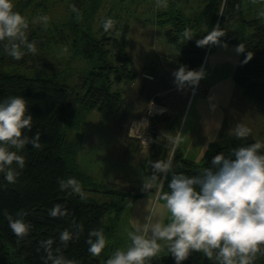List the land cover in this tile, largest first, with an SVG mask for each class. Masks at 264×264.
<instances>
[{
	"label": "rangeland",
	"instance_id": "rangeland-1",
	"mask_svg": "<svg viewBox=\"0 0 264 264\" xmlns=\"http://www.w3.org/2000/svg\"><path fill=\"white\" fill-rule=\"evenodd\" d=\"M18 1L13 0L14 10L28 19L29 27L54 34L56 29L69 33L70 0H31L22 7ZM40 1H45L43 7L37 6ZM205 2L167 0L168 7L162 9L156 7V0H105L92 24L96 31L105 18H113L117 23L112 31L118 36L120 24L126 21V53L137 71L131 82L99 83L101 88L121 93L120 111L112 114L84 111L67 130V138L77 144L78 166L97 184L98 191L88 190L86 195L97 202L115 205L105 216L103 232L108 244L95 257L101 263L117 249L130 245L127 231L132 230L137 220L143 222L147 210L156 207L166 216L162 201L156 199L158 189L143 190V182L152 174L153 161L171 159L173 165H181L182 161L189 160L201 166L211 144L225 135L236 137L230 130L238 123L251 130L247 137L264 143V111L242 96L234 80L241 59V51H237L240 45L225 41L213 47L209 45L198 70L204 72L199 84H185L180 89L174 82L173 73L183 66L185 56L166 40L165 31L171 24L158 23V20L174 19L177 14L195 18ZM242 4L246 20L264 19L260 15L264 12L262 0L255 3L242 0ZM43 15L49 17L46 27L40 22L32 23L34 18ZM243 32L250 34L251 30ZM37 54L55 62V69L10 66L5 72L30 78H53L67 83L73 93H84L85 86L81 83L90 64L74 52L70 39L63 42L52 39L44 48H38ZM178 132L183 134V142L175 148L178 156L174 157L175 150L168 137ZM164 191L168 189L164 187ZM166 254H169L167 248L159 255Z\"/></svg>",
	"mask_w": 264,
	"mask_h": 264
},
{
	"label": "trees",
	"instance_id": "trees-1",
	"mask_svg": "<svg viewBox=\"0 0 264 264\" xmlns=\"http://www.w3.org/2000/svg\"><path fill=\"white\" fill-rule=\"evenodd\" d=\"M30 1L20 0L18 6L22 7ZM103 1L70 0L68 34L63 29H56L55 34L32 27L28 29L29 41H36L37 49L44 48L52 39L61 42L70 39L74 52L90 64V70L81 83L85 86L83 94L73 93L67 83L53 78H30L6 73L5 68L10 66L55 69V62L44 55L27 53L26 49L22 59L14 60L5 53L4 42H0V100L11 96L24 97L28 102V113L33 117L32 130L26 134L34 136L37 131L41 133L39 149L27 145L20 150L19 154L25 157V167L20 170L16 182L10 184L0 174V264H44L42 258L45 252L39 242L49 238L54 240L53 248L60 247L62 254L74 264H106L89 253L86 240L90 230L103 231L105 216L115 205L97 202L86 195L88 190L98 191L97 184L78 166L77 144L67 138V130L72 128L74 118L80 117L82 112L112 114L120 111L123 105L121 93L101 88L99 83L131 82L137 76L134 64L126 53V21L120 24L118 36L115 31L105 33L102 23L96 31L94 25L92 27ZM44 3L40 1L37 6L43 7ZM262 4L264 9V0ZM164 22L171 24V28L165 31L166 40L185 56L182 65L187 70L200 69L211 45L197 46L198 39L206 36L217 25L223 31L228 30L220 41L242 46L241 59L234 74L236 86L243 97L264 111V19L246 20L242 0H206L197 17L184 18L177 14L174 19L158 20V23ZM186 28L195 34L188 41L183 39ZM245 29L251 30V33L244 34ZM248 54L252 55L251 59L247 58ZM254 142L250 137L225 135L208 147L201 166L185 160L181 165H173V172L199 175L204 169L212 167L211 160L217 154L223 153L225 157L234 158L235 149ZM173 153L174 157L178 156L176 149ZM69 178L80 182L85 198L72 193L70 188L61 189L60 181L66 182ZM164 187L167 188L166 182ZM56 204L63 205L68 214L51 217L49 210ZM5 212L14 219L17 213L25 214L23 219L32 225L29 235L19 243L9 227ZM65 229L73 233L74 237L67 247L61 245L59 240L60 233ZM148 264H175V260L169 253L154 257ZM182 264L213 262L207 261L202 253L192 252ZM254 264H264V255L258 256Z\"/></svg>",
	"mask_w": 264,
	"mask_h": 264
},
{
	"label": "clouds",
	"instance_id": "clouds-1",
	"mask_svg": "<svg viewBox=\"0 0 264 264\" xmlns=\"http://www.w3.org/2000/svg\"><path fill=\"white\" fill-rule=\"evenodd\" d=\"M156 7L166 9L167 0H156ZM14 8L13 0H0V42H4L5 53L19 61L26 54L25 49L33 55L38 49L36 41H29L28 19ZM260 15L264 17V12ZM37 22L46 27L49 17L43 15L32 21ZM116 23L113 18H105L102 21L103 31L110 33ZM224 35L225 32L217 25L196 41L197 46L219 44ZM194 36L191 29L186 28L183 32L186 41ZM241 48V45L238 46L237 51H242ZM251 56L248 54L247 58L251 59ZM173 75L177 87L183 89L185 84L198 85L204 72L180 66ZM32 127L33 117L28 113V102L24 97L11 96L0 100V174L10 184L16 182L20 170L25 167V157L19 154L20 150L27 145L34 149L41 147L39 131L34 136L26 134L31 132ZM230 131L237 138H246L251 132L243 123L236 124ZM168 139L175 150L183 142V134L178 132ZM262 149L264 143L256 141L235 149L234 158L217 154L211 160V168L194 176L173 172L171 159L153 161L152 174L147 182H143V190L150 192L158 189L156 199L162 201L161 207L166 216L161 215L156 207L147 210L143 222L137 220L132 230L127 231L130 245L126 249H117L106 264H148L165 248L175 264H182L192 252L202 253L213 264H254L258 256L264 255ZM166 181L168 191H164ZM60 187L62 190L70 188L72 193L85 198L82 185L75 178L60 181ZM67 214V209L61 204L49 210V215L54 218ZM16 215L14 219L5 212L9 227L19 243L29 235L32 225L23 219L25 214ZM73 238V233L67 229L59 235L64 247ZM86 243L89 253L98 257L108 240L102 230L93 229L89 231ZM53 244L51 238L39 242L45 252L42 258L44 264H74L62 254L60 247L53 248Z\"/></svg>",
	"mask_w": 264,
	"mask_h": 264
},
{
	"label": "built area",
	"instance_id": "built-area-1",
	"mask_svg": "<svg viewBox=\"0 0 264 264\" xmlns=\"http://www.w3.org/2000/svg\"><path fill=\"white\" fill-rule=\"evenodd\" d=\"M193 91V90H192Z\"/></svg>",
	"mask_w": 264,
	"mask_h": 264
},
{
	"label": "crops",
	"instance_id": "crops-1",
	"mask_svg": "<svg viewBox=\"0 0 264 264\" xmlns=\"http://www.w3.org/2000/svg\"><path fill=\"white\" fill-rule=\"evenodd\" d=\"M152 105V104H151Z\"/></svg>",
	"mask_w": 264,
	"mask_h": 264
}]
</instances>
